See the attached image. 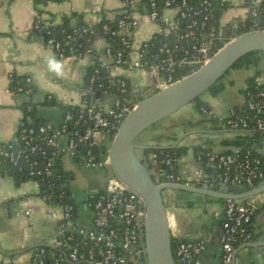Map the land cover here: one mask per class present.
<instances>
[{"label": "built area", "instance_id": "2783aa9c", "mask_svg": "<svg viewBox=\"0 0 264 264\" xmlns=\"http://www.w3.org/2000/svg\"><path fill=\"white\" fill-rule=\"evenodd\" d=\"M122 1L126 10L117 21L118 30H113L112 33L121 36L123 49H116L114 53L110 46L106 48L105 56L108 60L104 63V69L114 72L116 76H123V91H126L125 78L129 79L128 74L138 69L159 75L156 90L186 78L196 73L229 41L217 25L213 0H148L146 13L158 24V28L150 38L142 40L135 47V31L139 21L133 13L138 9L140 0ZM249 1L251 5L248 7L246 20L251 19L252 29L255 30L259 25L258 15L260 9H264V3L263 0ZM129 8L132 12H128ZM246 20L243 25H246ZM45 26L47 25L40 18H36L33 29L44 36L42 31ZM103 30L110 31L108 23L103 24ZM92 32L90 27L80 25L73 30L77 38L91 35ZM89 37L86 47L81 41L66 46L63 43L64 38L49 37L46 43L60 57H81L94 51ZM125 52L128 57L124 56ZM134 52L137 54L135 57L132 56ZM91 65H94L93 61ZM177 70L179 76L175 75ZM120 71L126 74H118ZM99 74L100 67L95 65L90 85L85 87L81 103H69L80 105V116L89 118L90 125L85 130L76 128L66 138L67 122L72 119L71 110H67L61 125L55 126L50 121L39 125L23 124L19 127L16 139L0 148V158L8 160L13 167L31 176L40 190L42 186L45 187V192L40 194L43 201L61 209L58 241L54 246L42 244L34 250L31 264H141L144 258L146 260L145 202L138 192L116 175L114 178L108 176L105 186L92 191L83 203L84 208L93 211L92 228L73 222V204L61 205L54 200L57 181L62 178L57 167L60 154L74 156L85 145L86 148L81 154L82 162L107 169L108 151L99 156L93 146L102 145L112 135L114 138L135 106L136 101L122 104L113 95L89 102L84 95L94 96L92 85ZM31 80V77L15 79L13 91L31 95ZM261 85L262 82L256 80L255 86L244 92L247 112L237 114V110L233 108L228 117H218V124L247 130L253 125L255 129L264 131V87ZM28 110H32L31 105H28ZM202 110L205 114L209 113L205 107ZM74 148H77L76 153ZM140 157L158 183L197 184L223 191L231 184L239 185L243 189L255 187L259 180L264 184V156L253 148L241 151L240 148L233 147L232 152H228L207 144L201 145L195 154L197 165L191 182L179 174V160L164 149L144 152ZM116 184L118 187H115ZM66 185L65 182L60 185L61 189ZM256 212L257 205L253 202L239 198L225 199L219 237L223 251L221 264H233L236 244L252 239V222ZM47 247L53 250H48ZM66 248L68 262L64 259ZM205 249L206 243L203 240L179 241L176 248L177 264H203L201 255Z\"/></svg>", "mask_w": 264, "mask_h": 264}, {"label": "crops", "instance_id": "0c3cea01", "mask_svg": "<svg viewBox=\"0 0 264 264\" xmlns=\"http://www.w3.org/2000/svg\"><path fill=\"white\" fill-rule=\"evenodd\" d=\"M225 1L229 7L221 16L219 27L230 40L239 36V26L246 20L249 11L245 0ZM125 10L122 0H0V148L16 139L24 118L22 105L26 101L32 99L36 103L34 113L27 117V121L41 119L59 126L64 120L63 106L70 102L80 104L83 98L91 56L60 57L46 43L45 37L33 29L35 19L40 18L46 25L54 26L63 23L65 17L70 18L73 25L83 22L93 30L89 37L91 47L101 54L107 47V41L98 28L100 21L103 17L114 21ZM133 14L139 21L135 31V47H138L142 40L152 36L158 24L148 17L146 11L135 9ZM136 55V52L132 54L133 57ZM46 56H55L63 62L61 76L47 71L44 64ZM118 74L126 73L120 71ZM253 75H257V80L264 84V54H260L257 64L230 69L223 79L225 87L221 92L205 93L203 99L211 112L218 117H228L233 108L242 107L247 79ZM128 76L135 95L148 96L156 91L157 73L138 69ZM26 77L32 79L33 93L14 92L15 79ZM229 88L234 101L222 102L221 96ZM46 99H51L53 103L45 104ZM195 108L196 111L188 110L183 118H177V115L185 112L186 106L166 117L163 124H155L147 129L145 137L139 141L149 145L178 144V147H186L187 151L179 159L177 170L190 182L197 165L196 146L207 144L228 151L233 146L226 145L225 141L251 133L249 129H232L214 124L201 115L196 105ZM254 147L264 156V135ZM144 150H139V155ZM61 160L64 164L63 157ZM104 169L106 177L103 187L109 176L108 170ZM73 178L71 175V181ZM262 185L260 183L251 189ZM97 188H92L90 193ZM247 190L250 189L237 186V192ZM224 191L228 192L229 187ZM163 196L172 236L179 240L205 239L202 263L221 264L219 237L225 199H205L203 195L191 192L179 196L178 191L171 189L164 191ZM239 199L255 203L257 212L252 222L253 237L236 244L233 264H264V190ZM60 220V207L43 201L34 180L19 181L10 173L0 170V264H31L36 247L42 244L54 246L58 241ZM73 222L82 227H94L93 211L82 206Z\"/></svg>", "mask_w": 264, "mask_h": 264}, {"label": "water", "instance_id": "95a60500", "mask_svg": "<svg viewBox=\"0 0 264 264\" xmlns=\"http://www.w3.org/2000/svg\"><path fill=\"white\" fill-rule=\"evenodd\" d=\"M250 52L264 54V30H253L230 39L196 73L175 81L137 102L132 101V103L135 102L133 110L114 136L108 149L109 177L114 178L116 175L138 192L145 202L146 260L144 258L141 264H177L173 253V236L163 196L164 191L183 190L201 194L205 199L209 197L227 199L244 198L264 190V185L244 192H237V185L231 184L229 191L226 192L197 184L157 183L138 151L141 149L175 148L178 147V144L158 146L136 141L137 137L145 130L207 92L230 71L240 58ZM73 150L74 153L77 152V148ZM115 187L118 185L116 184ZM195 239L205 241L203 238Z\"/></svg>", "mask_w": 264, "mask_h": 264}, {"label": "trees", "instance_id": "16d2710c", "mask_svg": "<svg viewBox=\"0 0 264 264\" xmlns=\"http://www.w3.org/2000/svg\"><path fill=\"white\" fill-rule=\"evenodd\" d=\"M263 3H264V0H263ZM250 5H251V2L249 0H246L245 6H247V8H248V7H250ZM148 7H149L148 0H140V2L138 4V9H140L142 11H147ZM228 7H229V3L225 0H213V8H214V12H215V16H216L218 26H219V20H220L221 16L223 15L224 11ZM127 10H128V12H132V9H130V8ZM123 14H124V12L121 14H118L114 21H110V20L106 19L105 17H103V19L100 21V23L98 25L100 32L104 35V37L107 41V47L110 46L114 53H115L116 49H123V45L121 43V36L119 34H113L112 33L113 30H116V31L118 30V26L116 24H117V21L123 16ZM258 20H259V25H258V27H255V30H264V9H260L259 15H258ZM104 23L109 24L110 31L106 32L103 30V24ZM79 25L80 26H86L83 22H77L76 24L73 25L70 21V18L65 17L63 23H61L60 25H55V26L54 25H47V26H45L43 28L42 33L44 34L45 39H47L49 37H53L55 39H63L64 38L63 43L66 46H69L72 43H78L79 41H81L84 43V45L86 47L87 37H89L90 34L85 35L83 37H78V38H77V36H75L73 34L74 28L79 26ZM253 30L254 29H252V26H251V19L249 18L248 20H246V25L241 24L239 26V35L251 32ZM48 31L50 33H48ZM106 48H105V50H106ZM105 50L103 53L100 54L94 49V51L89 54L91 56L92 61L94 62V65H90V67L88 69V73H87V76L85 79V87H88L90 85V77L94 71L95 65L100 67V74H99V77L96 79V81L92 85L93 90H95L94 96L86 94V95H84V97L89 102H91L92 99L94 101L103 100L106 97L113 95V96H116L121 101L122 104L129 103V101H131V100H134L137 102V101L143 99L144 97H146L144 95H135L133 93L131 82H130V79H128V78H125L126 91H123V87L121 85V79L123 78V76H114L111 74L110 70L106 71L104 69V63L106 60H108L105 56ZM254 54H255V56H254ZM260 54H262V53L261 52L247 53L242 58H240L232 68L244 67V66L246 67V66H250L253 64H257L260 60ZM124 56L128 57V53L125 52ZM179 74H180L179 70H177L175 75L179 76ZM226 75H224L208 91L213 93V94H217L218 92L223 90L225 87V83L223 82V79L225 78ZM256 77H257V75H253V76L248 77L247 86H246L244 92L246 91L247 88H249V87L252 88L255 86L256 80H257ZM14 84H15V81H14ZM261 86L264 87V84L262 83ZM44 103L45 104H52L53 101L51 99L50 100L46 99V101ZM193 103L196 105V107L198 108V110L202 116L208 117L207 120L213 122L214 124H218V116H216L215 114H213L211 112L210 106L208 105V103L206 101H204V99L202 98V95L197 97L193 101ZM28 105L32 106V110H28ZM35 106H36V103L33 102L32 99L26 101L22 105V109L24 112V118L20 124V127L23 124L24 125H39L41 123L47 122V120H41V119H36L33 122L27 121V117L30 115H33ZM203 107H205L209 111L208 114H205L203 112V110H202ZM80 108H81L80 105L66 104L63 106L64 116H65V113L67 110H71V112H72V119L67 122L68 130L66 133V138L72 134V131L74 129L78 128L80 130H85L90 125V120L88 117H86L85 115L80 116V112H79ZM235 109L237 110V114L247 112L245 104L242 107H236ZM203 120H205V119H203ZM249 130H251L250 134L239 135L235 139L225 141L224 143L226 145L238 147L241 149V151H243L247 148H253L256 151L254 144L262 138V136L264 135V131H261L259 129H255L253 127V125H251ZM111 140H113V135L111 136ZM4 146H6V145H4ZM85 148H86V146L82 145L80 150L77 152L76 155L73 156V158L75 160L78 158V161H82L81 154L83 153V150H85ZM93 148H94L96 154L101 156V154H103L104 152L107 153L109 146L107 144L103 143L102 145H100L98 147L94 145ZM200 148H201V145H198L194 148L195 154L197 153V151ZM148 151H160V149H145L144 150V152H148ZM164 151L169 153L175 159L179 160L185 154V152L187 151V148L186 147L167 148V149H164ZM228 152H232V149L228 150ZM64 154L65 153H61L59 159L57 160V167L60 169V173L62 174V178L59 181H57V187L54 191L56 193L54 200H55V203L61 204V205L66 204V203L73 204L74 208H75L74 214H73V221H75L76 216L78 214V210L80 207L83 206V203L85 202V200H82V201L78 200L76 198V196L74 195V193L70 189L69 184L71 181V175L69 172L68 173L64 172L63 164L61 161V158ZM0 170H1V172L10 173L14 177H16L19 181L33 180L31 176L26 174L24 171H20L16 167H13L9 163L8 160L3 159V158H0ZM155 181H156V179H155ZM182 181H185V180H182ZM64 182L67 185L63 189H61L60 185H62ZM156 182L158 183V181H156ZM259 183H260V180L258 181V183L256 185H258ZM45 190H46V188L42 186L41 190H40V194L44 193ZM179 241H181V240H179L176 237L172 238L173 253H174L175 259H177L176 248H177ZM37 248L38 247H36L35 250ZM47 249L53 250L51 247H47ZM64 252H65L64 253V259H65V261L68 262L69 261L68 248H66V250ZM222 254H223V251L221 253V258H222Z\"/></svg>", "mask_w": 264, "mask_h": 264}, {"label": "rangeland", "instance_id": "374dc122", "mask_svg": "<svg viewBox=\"0 0 264 264\" xmlns=\"http://www.w3.org/2000/svg\"><path fill=\"white\" fill-rule=\"evenodd\" d=\"M205 93L202 94V98L204 97ZM221 101L222 102L234 101V96H232V92L230 88L222 94ZM186 107H187V110L185 112H180L179 115H177V118H183L185 114L188 112V110L196 111V108L193 102L187 104ZM162 121H164V119L159 121L157 123V126L163 124ZM146 131L147 130H145L142 134H140L137 137L136 139L137 142L141 141L145 137L146 134L144 133ZM111 143H112L111 139L105 140V144H107L109 147ZM62 157L65 160L64 164L62 162L64 172L66 173L69 172L70 175L74 176V178L72 179L69 185H70L71 191L74 193V195L76 196L78 200L82 201L86 199V197L90 193V190L94 187L103 188L102 183L105 181V177H106V171L104 167H101V166L92 167L90 165H87L86 162L75 160L68 153H65ZM176 191H178L179 196L189 195L188 191H183V190H176Z\"/></svg>", "mask_w": 264, "mask_h": 264}, {"label": "clouds", "instance_id": "9594fccd", "mask_svg": "<svg viewBox=\"0 0 264 264\" xmlns=\"http://www.w3.org/2000/svg\"><path fill=\"white\" fill-rule=\"evenodd\" d=\"M44 64L46 65V69L49 73L55 74L57 77L63 74V62L55 56L44 57Z\"/></svg>", "mask_w": 264, "mask_h": 264}]
</instances>
